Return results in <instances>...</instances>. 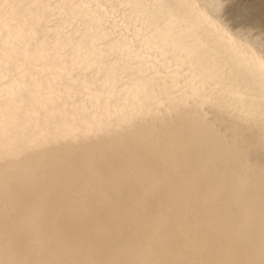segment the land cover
I'll return each mask as SVG.
<instances>
[{
	"label": "bare ground",
	"instance_id": "6f19581e",
	"mask_svg": "<svg viewBox=\"0 0 264 264\" xmlns=\"http://www.w3.org/2000/svg\"><path fill=\"white\" fill-rule=\"evenodd\" d=\"M230 1L0 0V264L68 228L74 264H264V17Z\"/></svg>",
	"mask_w": 264,
	"mask_h": 264
},
{
	"label": "water",
	"instance_id": "95a60500",
	"mask_svg": "<svg viewBox=\"0 0 264 264\" xmlns=\"http://www.w3.org/2000/svg\"><path fill=\"white\" fill-rule=\"evenodd\" d=\"M20 213H21V215H20ZM23 214H24V212L22 213V212H18V217L20 216L21 218L23 217ZM20 218V219H21ZM15 219H17V218H15ZM77 224V226H75V227H79L80 228V224L79 223H76V221L73 223V225H76ZM106 225V223H104V225H103V227ZM68 227H69V225H68ZM73 229V228H72ZM78 230V229H77ZM42 232V231H41ZM47 232V231H46ZM74 232H76V234H74ZM44 233V232H43ZM52 234H56L55 236H54V241H56V243L54 242V243H52L51 242V240H48V241H50L49 243H48V241L47 240H44L43 242L45 243V244H42V246L40 245L39 247H38V254H37V258H36V260L34 261L35 263L36 262H38V264H56V260L58 259L59 260V262L61 263V264H67V262H71L72 260H73V262H71L70 264H74V261L79 257V258H81V256H86V254L83 252V250L81 249V248H79V247H82V246H84V243H86V242H91L89 239H90V236H92V235H89L88 234V236H87V232H86V234H84V233H82V232H80V231H69V228L67 229V230H64V232L63 233H58V231H56V232H51ZM106 233V232H105ZM108 233V232H107ZM27 234H28V232H27ZM26 234V235H27ZM30 235H33L32 236V238L33 239H36V240H38L39 238V236H37V237H34V234L35 233H29ZM258 234V233H257ZM26 235H24V237L26 236ZM102 235V234H101ZM259 235V234H258ZM69 236H73V237H75V240L77 239V241H74L73 243H71L70 242V239H69ZM80 236H82V239H80L79 240V238L78 237H80ZM19 237V236H18ZM103 237V236H102ZM104 238V237H103ZM44 239V238H43ZM72 239V238H71ZM255 239H256V237H255ZM103 240H107L106 238H104ZM23 243H24V241L23 242H21L20 241V245L17 243V245H16V247H17V249L19 250V256L17 257V260H19V257H20V255L22 256V254L24 253V251H23V248H22V246H23ZM46 243H48L49 245H50V249H58V250H61L62 251V249H66L67 250V253H65V251L64 252H62L60 255H58V256H55V254H51V256H46L47 258H48V260L47 261H45L44 262V259H47V258H45V256H43V252H45V251H48V248H46V247H44L45 245H46ZM47 244V245H48ZM59 245H61V248L62 249H59L57 246H59ZM71 245L73 246V247H75V248H73V250H72V252H71ZM44 247V248H43ZM49 253V252H48ZM48 253H47V255H48ZM40 255H42V257H38V256H40ZM44 255H46V254H44ZM89 255H91V254H88L87 256H89ZM90 257V256H89ZM24 260H26L25 261V263H29V261H27V259L26 258H23ZM23 260V261H24ZM30 262H33V260L32 261H30ZM58 262V263H59ZM15 263V262H14ZM76 264V263H75ZM78 264V263H77Z\"/></svg>",
	"mask_w": 264,
	"mask_h": 264
},
{
	"label": "rangeland",
	"instance_id": "374dc122",
	"mask_svg": "<svg viewBox=\"0 0 264 264\" xmlns=\"http://www.w3.org/2000/svg\"><path fill=\"white\" fill-rule=\"evenodd\" d=\"M259 1L241 0L240 2V0H231L227 6V10L229 11L226 13V16H231V22L239 24L238 26L248 25L249 27H253V30H260L261 23L258 21L264 17V5L262 6L263 0Z\"/></svg>",
	"mask_w": 264,
	"mask_h": 264
}]
</instances>
